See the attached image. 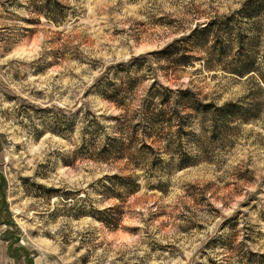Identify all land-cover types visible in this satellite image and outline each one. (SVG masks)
Segmentation results:
<instances>
[{"label":"rangeland","instance_id":"1","mask_svg":"<svg viewBox=\"0 0 264 264\" xmlns=\"http://www.w3.org/2000/svg\"><path fill=\"white\" fill-rule=\"evenodd\" d=\"M250 2L0 0V264L264 263V9L252 23ZM243 63L255 72L234 74ZM161 89L182 131L178 117L153 131ZM187 90L243 115L181 110ZM122 136L124 156L107 154Z\"/></svg>","mask_w":264,"mask_h":264},{"label":"trees","instance_id":"2","mask_svg":"<svg viewBox=\"0 0 264 264\" xmlns=\"http://www.w3.org/2000/svg\"><path fill=\"white\" fill-rule=\"evenodd\" d=\"M248 13L246 14V12L244 11L245 15L247 18H252V23L253 21H255L256 16L259 15L260 11L262 9H264V0H251V2L248 4ZM250 10V12H249ZM224 25L229 26L228 24L230 23V21H226L224 22ZM256 26V24H255ZM208 26H206L201 32L204 33L206 31H208L207 29ZM257 28V26H256ZM251 29L252 32L255 30L257 31L258 29ZM258 32V31H257ZM202 35V34H201ZM179 47V46H178ZM178 47H172L169 51V49H167L166 52H170V54H166L167 55V59H169L170 55L173 52H179L180 50L178 49ZM165 55V54H164ZM250 60L252 59L249 58ZM252 63H250V65H248L247 63H243L241 64L240 67H238V69H236L234 72V74L238 75V76H244L246 74H252L255 71L252 70ZM172 94L173 92L168 90V89H161V90H156L154 92L150 93V98H154L153 95L155 96V98H160L161 100V104L159 106H155L153 108L151 112L152 118H150L151 121V127L154 130H156L157 125L161 122L164 126V128L162 129L163 131L166 129V127H170L172 125V121L173 118H177V126H179V131H182L183 129V121L185 119V117L181 116V111L177 110L175 111V114H173L176 117H168V113L166 112V109L164 108L165 106H168L167 104L170 102V100L172 99ZM162 98V99H161ZM179 103L178 105H180L179 107L181 108V110H194L196 112H199L203 115H207V116H218L220 118H222L225 121H228L229 119H232L233 117L242 114L241 112L244 111V109H242L241 107L237 106V105H233V104H228L225 105L224 107H215L214 111L212 112V107L211 105H205L202 101H200L194 93H192L190 90L187 91H180L179 92ZM109 99H112L111 97H109ZM150 110V109H149ZM199 110V111H198ZM243 115V114H242ZM186 117H188L187 115H185ZM245 116V115H244ZM162 127H158V130H160ZM118 139V138H117ZM114 139V141L109 142L108 144V148H105L106 151H108L107 154L109 155H113V154H120L119 155V159H121L124 155L121 153L123 151L119 150L118 148L120 147L121 143L124 144L123 140L124 136H122L120 139ZM125 140V139H124ZM119 150V151H118ZM182 155V164L181 166H186L188 165V163H186L185 159L186 156ZM252 259L256 258V256H254L255 254H251ZM261 259L264 260V256L262 255V257H260ZM250 260L249 259V264L254 263V260ZM264 262V261H263ZM257 264H264L261 263V261H257Z\"/></svg>","mask_w":264,"mask_h":264}]
</instances>
